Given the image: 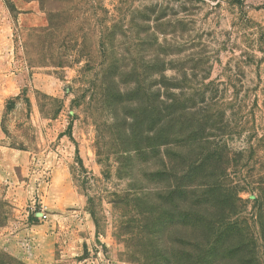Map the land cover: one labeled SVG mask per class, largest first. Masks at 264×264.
Returning a JSON list of instances; mask_svg holds the SVG:
<instances>
[{
    "label": "rangeland",
    "instance_id": "374dc122",
    "mask_svg": "<svg viewBox=\"0 0 264 264\" xmlns=\"http://www.w3.org/2000/svg\"><path fill=\"white\" fill-rule=\"evenodd\" d=\"M0 80V251L153 264L163 233L134 220L168 153L223 184L264 262V0H0ZM166 130L190 146L150 147Z\"/></svg>",
    "mask_w": 264,
    "mask_h": 264
},
{
    "label": "trees",
    "instance_id": "16d2710c",
    "mask_svg": "<svg viewBox=\"0 0 264 264\" xmlns=\"http://www.w3.org/2000/svg\"><path fill=\"white\" fill-rule=\"evenodd\" d=\"M161 137V142L150 147L190 146L189 138L179 144L171 141L170 137H176V134L169 131L168 136V130L162 132ZM166 155L169 162H163V169L147 176L153 181L166 179L167 191L161 192L159 188L151 194L148 205L137 210L134 220L138 239H144L146 234L163 233L155 238L158 253L150 254L148 259L153 264H264L258 259L248 225L236 216L237 205L230 204L229 192L223 184L215 181L211 185H198L193 180L197 165L190 158H183L179 165L178 160ZM259 225L264 256L262 210ZM0 264L22 263L0 251Z\"/></svg>",
    "mask_w": 264,
    "mask_h": 264
},
{
    "label": "crops",
    "instance_id": "0c3cea01",
    "mask_svg": "<svg viewBox=\"0 0 264 264\" xmlns=\"http://www.w3.org/2000/svg\"><path fill=\"white\" fill-rule=\"evenodd\" d=\"M1 81V80H0ZM0 156H5V150L2 148V147H0ZM13 163L14 162H12V164L11 165H13ZM10 166V165H9ZM4 168H5V166H4V163H3V159L0 161V181H3V179L5 178L4 177Z\"/></svg>",
    "mask_w": 264,
    "mask_h": 264
},
{
    "label": "built area",
    "instance_id": "2783aa9c",
    "mask_svg": "<svg viewBox=\"0 0 264 264\" xmlns=\"http://www.w3.org/2000/svg\"><path fill=\"white\" fill-rule=\"evenodd\" d=\"M42 218H44V219H45V218H46V216H45V215H43V216H42Z\"/></svg>",
    "mask_w": 264,
    "mask_h": 264
}]
</instances>
